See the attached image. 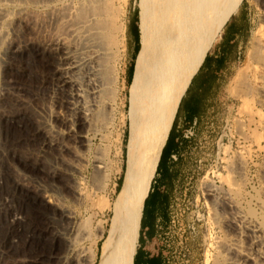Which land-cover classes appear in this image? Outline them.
<instances>
[{
  "label": "rangeland",
  "instance_id": "obj_1",
  "mask_svg": "<svg viewBox=\"0 0 264 264\" xmlns=\"http://www.w3.org/2000/svg\"><path fill=\"white\" fill-rule=\"evenodd\" d=\"M140 1L109 0L106 42L120 72L121 93L114 101L94 106L95 118L80 127L64 107L68 91L59 84L64 67L60 51L38 28L21 29L15 22L8 26V40L29 41L18 51L4 45L0 54V93L14 106L5 107L1 97L0 264H59L68 243L58 235L64 225L62 208L73 212L74 230L83 236L78 247L94 245L100 259L103 239L93 233L101 222L107 233L113 210L102 205L110 197L114 207L123 183L131 97L142 70L131 87L133 79L126 82L127 67L134 66L129 62L134 51L128 50L129 28L139 26ZM263 1L212 0L215 23L201 66L204 57L208 60L199 74L209 87L201 115L187 123L184 111L178 119L176 134L184 140L181 160L174 153L167 162L171 182L163 171L156 173L150 194L154 187L168 196L157 200V209L151 203L147 207L145 237L151 215L156 219L149 254H160L163 264H255L245 262L246 252L255 253L264 264V242L253 249L244 234L230 227L240 220L264 232ZM54 4L58 10L64 6L61 1ZM35 9L30 7L37 17L49 12L46 6ZM111 109L116 120L108 122L105 113ZM77 129L86 136L84 146L71 135ZM50 140L55 144L50 146ZM99 158L110 168L109 178L98 177ZM55 170L67 176L72 189L54 176ZM43 191L55 195L58 205L47 202ZM145 246L144 239L142 251Z\"/></svg>",
  "mask_w": 264,
  "mask_h": 264
},
{
  "label": "bare ground",
  "instance_id": "obj_2",
  "mask_svg": "<svg viewBox=\"0 0 264 264\" xmlns=\"http://www.w3.org/2000/svg\"><path fill=\"white\" fill-rule=\"evenodd\" d=\"M59 1L64 6L58 10L54 3ZM69 1L68 4L66 0H0V54L4 45L18 51L29 41L24 44L22 40L23 45L16 38L7 39V28L13 22L23 26L21 29L38 28L39 32L48 36L52 46L60 51L64 65L59 73V84L68 91L64 107L76 116V125L79 126L80 123H89V117L95 118L94 106L98 108L100 103H108L119 97L120 72L109 42H106L111 8L109 0ZM38 5L49 7V12L41 17L35 16L30 7L36 6L37 10ZM11 7L14 12L10 11ZM139 16L145 62L131 97L123 183L114 207L110 197L102 205L104 210L112 209L113 216L107 233L102 222L93 233L97 240L103 239L100 259L97 260L98 253L94 245L88 251L78 247L83 236L74 230L73 212L62 208L60 214L64 225L62 232H57L59 238L68 239V243L65 244L66 252L59 264L134 263L145 204L161 154L181 100L201 66L214 28L216 12L211 0H141ZM50 26L55 29L58 26L59 30L52 32ZM105 89L107 96H104ZM5 96L0 93L3 105L13 106ZM105 115L108 122L116 120L112 109ZM5 117L10 118V114L6 113ZM77 130L71 135L80 146H84L86 136ZM54 144L55 141H49L50 146ZM42 152L44 155L49 154L46 148ZM96 168L99 178H109L107 171L110 168L102 158L97 161ZM53 174L72 189L66 175L57 170ZM208 191L212 196L215 194L213 190ZM45 193L42 192L48 198L47 202L57 204L59 199L55 195L47 196ZM225 204H221L224 209L228 208ZM231 223L233 232L244 234L253 249L264 242V232L259 226L240 220ZM243 256L245 262L259 264L255 253L246 252ZM230 264L237 263L231 261Z\"/></svg>",
  "mask_w": 264,
  "mask_h": 264
},
{
  "label": "trees",
  "instance_id": "obj_3",
  "mask_svg": "<svg viewBox=\"0 0 264 264\" xmlns=\"http://www.w3.org/2000/svg\"><path fill=\"white\" fill-rule=\"evenodd\" d=\"M137 18L139 21V12H138ZM137 27H139V26H137ZM137 32H138V38H139V28H137ZM207 60H208V56L204 57L203 62L204 61L205 62L201 66V68H200L199 72L196 74V76L192 79L191 84H190L187 92L185 93L184 97L181 100V103H180V106L178 108V112L176 114V118H175V121L173 123L172 129L170 131L167 143H166V145L163 149V152L161 154L157 174H161V171H163L164 176L168 182L172 181V176H171V172H170L171 168L168 166L167 162L172 159V156L174 153L176 155H178V157L181 160V151L179 149H180V146L184 143L183 142L184 140L181 138V136H178V134H176L177 121L181 117V114L184 111L186 112L185 120L187 123L196 122L198 120L199 116L201 115L202 105L205 101L206 93H207V90L209 89V87L207 88L204 79H202V81L199 80V74H200L201 70L204 68ZM210 85L211 84H209V86ZM159 191H160V189L156 190L153 187L151 194L149 195V197L146 200L145 209H144V216H143V224H142V228H141V234H143V232L146 228L145 227L146 221H147V214L146 213H147V207H148L149 203L152 204V207L154 210L157 209V207H158L157 202L154 201L152 197L161 201L162 196L164 198H166L168 196L166 194H161V192H159ZM155 220H156L155 216L152 214L150 227H152L151 230H152L153 236H154L153 225H154ZM154 242H155V238H153V243ZM159 263L161 264V262H159Z\"/></svg>",
  "mask_w": 264,
  "mask_h": 264
},
{
  "label": "crops",
  "instance_id": "obj_4",
  "mask_svg": "<svg viewBox=\"0 0 264 264\" xmlns=\"http://www.w3.org/2000/svg\"><path fill=\"white\" fill-rule=\"evenodd\" d=\"M137 23H138V21H136V24ZM139 30H140V22H139ZM129 34H130V38L128 41V50H129L130 54H131V49L132 48L134 49L132 59L130 60V58H129V62H131V61L134 62V66H128L127 67L126 82H128V84H129V82L133 79V82L131 83V87H132L133 84L136 82L137 76H138V74L142 68V65L144 64L145 54L143 51V46H142L141 40H139V38H138V32H137V26L136 25H133L129 28ZM128 71H129L130 75L128 74ZM153 200L157 202V199L153 198ZM151 228L152 227H149V233H148V236H146V237H145L144 232H143V234L140 233V239H139V243H138L139 244L138 245V251H137V254L135 256L134 264H160L159 262H161V264H163L162 259H160L161 258L160 254H157V255L149 254L150 249L153 245V238H154ZM144 239H145V245L146 246L144 247V249L142 251L141 246H142Z\"/></svg>",
  "mask_w": 264,
  "mask_h": 264
}]
</instances>
